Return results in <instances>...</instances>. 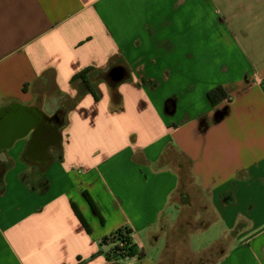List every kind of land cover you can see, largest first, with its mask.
Returning <instances> with one entry per match:
<instances>
[{"label":"crops","instance_id":"obj_1","mask_svg":"<svg viewBox=\"0 0 264 264\" xmlns=\"http://www.w3.org/2000/svg\"><path fill=\"white\" fill-rule=\"evenodd\" d=\"M115 63L128 78L82 95L44 159L30 133L0 150V264H160L180 215L170 148L206 196L201 230L220 228L212 264H264V0H0V110L58 111L75 73ZM123 227L141 257L91 258Z\"/></svg>","mask_w":264,"mask_h":264},{"label":"rangeland","instance_id":"obj_2","mask_svg":"<svg viewBox=\"0 0 264 264\" xmlns=\"http://www.w3.org/2000/svg\"><path fill=\"white\" fill-rule=\"evenodd\" d=\"M108 67L101 69L102 72H106ZM103 84L106 83L103 82ZM51 93L54 94V92ZM41 107L45 116L59 112L61 121H64L66 107L58 111L55 106ZM30 137L31 139L35 137L32 136V132H30ZM162 159L175 168L179 177L178 189L170 201L177 206L180 215L176 222L165 224V237H160L156 244L157 248H162L165 240L166 251L160 264H212L217 254L209 243L220 235V228L216 223H212L206 229L201 230L205 224V221L201 222V218L210 214L206 208V196L193 179L189 162L185 157L170 148L164 152ZM152 244L154 245L153 242ZM146 247L151 249L147 242Z\"/></svg>","mask_w":264,"mask_h":264},{"label":"trees","instance_id":"obj_3","mask_svg":"<svg viewBox=\"0 0 264 264\" xmlns=\"http://www.w3.org/2000/svg\"><path fill=\"white\" fill-rule=\"evenodd\" d=\"M114 65H121L118 63H115ZM109 66V67H111ZM108 70V69H107ZM106 70V71H107ZM105 73L102 72L101 69H97L91 66L85 67L79 72L75 73L71 79L70 84L77 90V95L75 98H68V97H62L63 100H61V103L59 104V110L63 109L64 107V121L63 125L67 123L66 114L69 110H71L77 103V101L81 98L84 94H90L92 98L95 101H98L100 98V92L97 88V85L99 83H106L111 91H115V87L117 85H110L105 79ZM128 78V73L125 78V80ZM78 84V86H77ZM207 99L211 106H216L220 102L224 100H229V97L227 96L226 92L221 86H215L207 91L206 93ZM113 98L119 99V96L117 93H113ZM64 104H67L64 106ZM0 186H2V175L0 174ZM83 196L88 202L90 208L92 211L99 217L100 221L102 222V218L93 202V200L90 198L87 192H83ZM71 209L73 211V214L79 221L80 225L84 229L86 233L91 232V228L88 225V223L85 221L84 217L81 215L80 211L77 209V207L71 202L70 203ZM100 247L106 246V251L99 250L95 252L91 258L99 255L104 254L106 259H115L117 257H133L136 256L139 258L141 257L138 253L137 247L135 243L132 241L131 237V230L127 227L118 228L117 230L113 231L109 235L103 237L99 242ZM78 262L76 264H84L85 261H81L80 258H77Z\"/></svg>","mask_w":264,"mask_h":264},{"label":"water","instance_id":"obj_4","mask_svg":"<svg viewBox=\"0 0 264 264\" xmlns=\"http://www.w3.org/2000/svg\"><path fill=\"white\" fill-rule=\"evenodd\" d=\"M127 71L122 65H114L108 68L105 79L110 85H118L125 80ZM47 118L41 111L33 107H25L17 104L9 105L0 110V150L8 148L12 143L32 132V136H38L41 125L47 122ZM34 138V137H32ZM53 141L41 142L40 159L45 158V152Z\"/></svg>","mask_w":264,"mask_h":264},{"label":"flooded vegetation","instance_id":"obj_5","mask_svg":"<svg viewBox=\"0 0 264 264\" xmlns=\"http://www.w3.org/2000/svg\"><path fill=\"white\" fill-rule=\"evenodd\" d=\"M61 119L59 112L54 114L47 122H44V124L41 125L40 132L38 136H35L34 139H32L33 143V151L32 155H35L39 158L40 155V145L41 142H46V141H55L54 133H53V128H56L60 125ZM26 159L31 160V156L26 154Z\"/></svg>","mask_w":264,"mask_h":264},{"label":"built area","instance_id":"obj_6","mask_svg":"<svg viewBox=\"0 0 264 264\" xmlns=\"http://www.w3.org/2000/svg\"><path fill=\"white\" fill-rule=\"evenodd\" d=\"M138 253H139V255L141 256V252L140 251H138ZM128 259V258H137V255L136 256H133V257H117V258H115V259H113V260H120V259Z\"/></svg>","mask_w":264,"mask_h":264}]
</instances>
